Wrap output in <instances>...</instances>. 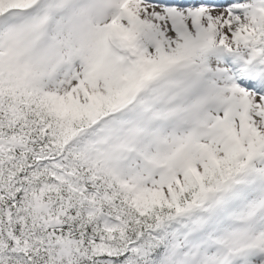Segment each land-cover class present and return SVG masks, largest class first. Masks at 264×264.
<instances>
[{
	"label": "snow or ice",
	"instance_id": "1",
	"mask_svg": "<svg viewBox=\"0 0 264 264\" xmlns=\"http://www.w3.org/2000/svg\"><path fill=\"white\" fill-rule=\"evenodd\" d=\"M0 264H264V0H0Z\"/></svg>",
	"mask_w": 264,
	"mask_h": 264
}]
</instances>
